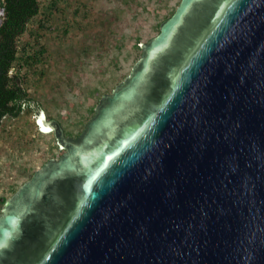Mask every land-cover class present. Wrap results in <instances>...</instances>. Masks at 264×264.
Returning a JSON list of instances; mask_svg holds the SVG:
<instances>
[{
    "label": "water",
    "instance_id": "obj_1",
    "mask_svg": "<svg viewBox=\"0 0 264 264\" xmlns=\"http://www.w3.org/2000/svg\"><path fill=\"white\" fill-rule=\"evenodd\" d=\"M141 46L77 138L47 121L0 264H264V0H180Z\"/></svg>",
    "mask_w": 264,
    "mask_h": 264
},
{
    "label": "rangeland",
    "instance_id": "obj_2",
    "mask_svg": "<svg viewBox=\"0 0 264 264\" xmlns=\"http://www.w3.org/2000/svg\"><path fill=\"white\" fill-rule=\"evenodd\" d=\"M179 0H40V12L20 38L15 69L27 78L35 106H25L0 125V212L23 183L63 149L43 133L36 112L57 120L67 137L77 138L105 94L132 71L142 46L160 29ZM2 11H0V21ZM28 54L45 52L37 62ZM39 104V107L37 106ZM37 107L39 108L37 110Z\"/></svg>",
    "mask_w": 264,
    "mask_h": 264
},
{
    "label": "trees",
    "instance_id": "obj_3",
    "mask_svg": "<svg viewBox=\"0 0 264 264\" xmlns=\"http://www.w3.org/2000/svg\"><path fill=\"white\" fill-rule=\"evenodd\" d=\"M175 9L169 11L163 21L169 18ZM0 11H2L0 21L1 125L5 116H18L25 106H32V101H34L26 85V76L20 73V69H15L14 63L18 60L21 36L27 32L30 20L40 12V0H0ZM22 49L23 56L20 58H23L27 64L29 61L34 63L39 61L45 52L42 46L38 52L33 54H28L24 46ZM37 106L39 107L38 103Z\"/></svg>",
    "mask_w": 264,
    "mask_h": 264
},
{
    "label": "bare ground",
    "instance_id": "obj_4",
    "mask_svg": "<svg viewBox=\"0 0 264 264\" xmlns=\"http://www.w3.org/2000/svg\"><path fill=\"white\" fill-rule=\"evenodd\" d=\"M39 127L42 129L44 133H50L52 130V126L47 123L46 114L43 112L41 117L38 119Z\"/></svg>",
    "mask_w": 264,
    "mask_h": 264
},
{
    "label": "clouds",
    "instance_id": "obj_5",
    "mask_svg": "<svg viewBox=\"0 0 264 264\" xmlns=\"http://www.w3.org/2000/svg\"><path fill=\"white\" fill-rule=\"evenodd\" d=\"M36 124H37V122H36ZM37 126H38V124H37ZM39 128V127H38Z\"/></svg>",
    "mask_w": 264,
    "mask_h": 264
}]
</instances>
